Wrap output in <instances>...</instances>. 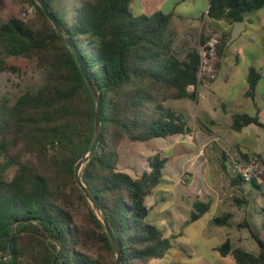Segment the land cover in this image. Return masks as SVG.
<instances>
[{"label": "trees", "instance_id": "trees-1", "mask_svg": "<svg viewBox=\"0 0 264 264\" xmlns=\"http://www.w3.org/2000/svg\"><path fill=\"white\" fill-rule=\"evenodd\" d=\"M23 1L35 7L32 16L0 22V71L12 67L8 58L23 57L46 74L42 85L25 89L14 102L0 96L5 157L0 161V264H54L55 259V264H116L103 222L75 180V164L94 140L95 95L74 52L42 7L35 0ZM46 2L102 96L101 139L83 169L84 181L108 216L124 264H171L173 245L182 233L175 230L172 216L171 229L153 221L148 201L164 180L167 157L159 151L147 154L141 146L153 138L193 133L184 115L167 102L196 99L199 50L178 54L168 34L171 15L162 10L136 15L131 0ZM5 5L6 0H0V10ZM262 7L264 0H209L205 16L219 34L216 68L233 29L225 30L222 23L234 25ZM207 38L202 32L201 42ZM262 76V70L250 67L248 96H254ZM250 123L264 127L258 116L232 115L236 131ZM167 193L163 199L173 195ZM235 199L241 204L245 197ZM210 208V201L196 200L192 221ZM262 210L255 208L259 221L245 217L236 222L233 212L212 217L216 225L247 229L258 245L251 251L229 237L217 245L235 264H264Z\"/></svg>", "mask_w": 264, "mask_h": 264}, {"label": "crops", "instance_id": "crops-1", "mask_svg": "<svg viewBox=\"0 0 264 264\" xmlns=\"http://www.w3.org/2000/svg\"><path fill=\"white\" fill-rule=\"evenodd\" d=\"M156 10L161 9L155 8L154 11ZM154 11L150 12L153 13ZM181 12L174 11L171 13L168 34L174 40L173 45L175 51L178 52L176 44L179 43L180 46L183 47L181 51H184L183 54H185L189 49L196 47L198 43L200 44L202 32L205 37H209L213 33V27L211 26V21L208 18L206 19V12L204 11H201L200 14V17L202 18L201 25H196L195 21L191 19L185 20L181 15ZM244 22L246 27L242 29L239 36L242 35L243 31L249 30V32L241 46L252 45L251 47H247L249 50L245 48V51L247 50L245 55H250L256 60V62L248 65L245 63L240 80H238L236 73H230L226 76L225 81L228 84V92L226 95L217 92V86L220 83L217 81V78L213 81H205L203 83L206 88L212 90L211 93L213 95H216L214 99L217 102L213 103L212 111L207 110L206 107L201 105L203 101L199 89L200 85L196 88L197 97L193 100L197 107H199V111L206 112L209 124L201 123L198 115H196V118L191 116V120L197 126V128H194L188 124L193 129L192 134H178L165 137L170 138V141L163 143L161 147L153 145V147L150 148L147 144L141 146L147 151V154H153L159 151L163 156H166L167 159L172 158V156L176 155L181 149H184L186 153L193 152L188 158V165L190 168L192 167V169L189 168L185 171L181 180L182 183H186L195 178L194 172L196 171L197 175H200V178L203 181H201L202 183L198 186H193L195 192L202 195L201 197L198 195L197 200L210 201V210H213V212H220L227 207L231 208L226 212H233V220L236 222L238 217L239 220H243L245 217L255 219L256 217L254 216L257 214L255 208L263 209L262 211L264 212V201L252 197V192L254 194L256 190L264 197V183H259V186L256 187L252 183L243 181L237 169V164L239 162L241 163L245 158H251L253 155L259 156L264 162V127L257 123H250L244 126L240 131H236L231 127L232 115L235 113H248L252 116H258L259 120L264 125V7L247 13L244 17ZM222 24H224L225 30L234 27V25L228 23ZM242 47L240 49H242ZM240 49L236 50V52L239 53ZM238 57L239 56H236V58ZM250 67H255L263 72V76L257 85L254 96H248L246 94L248 90V72ZM189 89L194 90L195 88L189 87ZM186 105L187 104H185L184 107H180L181 109L176 106L171 108L182 113L183 109H186ZM192 142L194 143V148L187 150L186 145ZM207 148L213 151V157H219L221 161V166L214 170V173L217 175H213V173L210 174V166L206 159ZM218 152H220V156L218 155ZM249 185H251V188ZM158 190L165 189H157L154 191L148 197V201H150V197H153L155 192L158 193ZM165 191L170 192L168 190ZM241 195L245 197V200L240 204L235 198ZM192 200L193 198L190 197L188 200V208L184 206V201L180 202V204L182 203L180 206L183 210V213L180 215L177 214L176 216L172 211H167V214L172 216L174 222L185 221L190 211L189 208L191 206L193 208L195 201L193 202ZM150 204L153 206V211L158 209L155 207L154 203L150 202ZM158 210L155 211L157 216L154 220L160 219L159 215L161 212H158ZM191 212L192 210L190 213ZM162 214L163 216H166L165 213ZM260 219L261 218L259 217V219L255 220ZM230 228L233 229L236 227ZM175 230L178 231L176 228ZM247 234V238L244 237L245 241L250 239L249 233ZM232 243L234 245L246 246L243 242L240 243L237 241V243Z\"/></svg>", "mask_w": 264, "mask_h": 264}, {"label": "rangeland", "instance_id": "rangeland-1", "mask_svg": "<svg viewBox=\"0 0 264 264\" xmlns=\"http://www.w3.org/2000/svg\"><path fill=\"white\" fill-rule=\"evenodd\" d=\"M209 0H131L130 9L136 15L140 14H150V11L154 9H161L167 14H170L174 11L181 12V15L185 20L191 19L195 21L196 25H201L202 18L200 17L201 11L206 12L208 7ZM35 12V7L32 4L25 3L23 0H6V5L3 9L0 10V22L7 20L12 16H18L22 18H28L32 16ZM249 30L243 31L242 35L234 39L230 44L227 43L224 50V54L220 58V66L217 70V81L220 82L217 86V92L223 93L226 95L228 92V84L225 81V78L230 73H236L238 80H240L245 63L251 64L256 62V60L250 55H245L247 47L252 45L241 46L243 40L248 34ZM199 43L196 45L198 48ZM242 47V49H240ZM178 49V54L183 55L184 51L180 44H176ZM245 48L247 50L245 51ZM240 49V52L236 50ZM236 56H239L236 58ZM8 63L10 66L8 69L0 71V96L5 95L10 98L11 102H14L17 96L27 88L36 89L38 86L44 83L46 71L43 68H38L35 62H32L26 58L19 57H10L8 58ZM237 84V83H232ZM201 105L206 107L207 110H213V103L217 102L211 93L210 88H206L204 84L200 85ZM182 114L184 115L185 120L189 125L194 128L197 126L191 120V116L196 118L198 115L201 123L209 124L207 120V114L204 111H199L195 101L193 99H180V100H169L167 105L170 107H184ZM181 109V108H180ZM167 141H170V138H153L148 141L146 144L148 147L152 148L153 145L161 147V145ZM187 150L194 148V143L187 144ZM193 152H185L184 149H181L176 155H173L172 158H168L164 171V180L162 181L157 189H165L173 193L172 196L163 199L168 193H157L153 194V197H150V202L155 204V207L158 209L151 212L150 218L153 221L158 222L160 225L171 229L169 225L170 216L167 214V211H172L174 215L177 216L183 213L180 202H185V207L188 208L189 198H193V202L198 199V193L194 190V185L198 186L203 181L200 178V175H197L195 171V178L186 183H182V178L187 169H189L188 158ZM213 151L207 148L206 159L208 165L210 166V174L217 175L214 173V170L221 166V161L219 157L212 156ZM220 156V152H218ZM128 156L131 157L130 152ZM4 153L0 147V161L4 160ZM192 169V167L190 168ZM202 181V182H201ZM190 182V183H189ZM251 188V185H249ZM255 191L254 189H252ZM200 197L202 195H199ZM252 197L263 200L264 197L259 191H255ZM236 207V206H235ZM234 207V209H235ZM190 211L193 210L192 206L189 208ZM231 208H224L220 212H213L209 210L199 219L192 221L191 213L189 211L188 217L183 222H174V227L182 233L178 241L174 243L172 248V254L170 255V263L175 264L177 262L188 263V264H235L234 258L230 255L223 256L220 251L216 249V246L225 241L227 237H230L232 242L244 243L247 246V249L251 251H257V243L250 237L248 241H245L246 236H248V230L245 231L239 230L236 228H230L228 226H219L212 221L213 215H222L224 212L230 210ZM160 211L161 214L159 220H154L157 216L155 211ZM162 213H165L166 216H163ZM261 214L256 215L255 219H259ZM158 219V218H157ZM239 220V217L237 218ZM259 221V220H256ZM247 238V237H246ZM245 246V247H246Z\"/></svg>", "mask_w": 264, "mask_h": 264}, {"label": "water", "instance_id": "water-1", "mask_svg": "<svg viewBox=\"0 0 264 264\" xmlns=\"http://www.w3.org/2000/svg\"><path fill=\"white\" fill-rule=\"evenodd\" d=\"M44 10L46 16L53 22L57 30L59 31L60 35L64 38V40L67 42L69 47L72 49L74 52L81 69L83 70L85 79L87 83L89 84L90 88L92 89L96 101H97V107H96V115H95V135H94V140L91 145V147L88 149V151L83 154L80 159L76 162L75 164V180L77 184L80 186L81 190L84 192L87 200L91 204L92 208L95 210L97 213L98 217L101 219L103 222V225L106 229V232L109 235V238L111 239L114 250H115V262L116 264H124L123 256H122V247L121 244L116 237L113 227L109 222L108 216L105 214L103 211L99 200L97 196L94 194L92 189L86 184L83 178V169L86 166L87 162L95 155L97 151L98 144L101 139V132H102V117H103V101H102V96L99 92V88L97 84L95 83L92 74L90 73L80 51L76 47L75 43L73 40L70 38L68 32L65 30L64 26L61 24V22L57 19L55 14L51 11L48 3L46 0H35ZM245 22L240 21L236 22L234 24V27L231 32V36L229 37L227 43L230 44L234 39L238 38L239 35L241 34L242 29H244ZM13 239L14 236L11 239L10 242V248L12 249L13 247ZM56 262V259L54 260V264Z\"/></svg>", "mask_w": 264, "mask_h": 264}, {"label": "built area", "instance_id": "built-area-1", "mask_svg": "<svg viewBox=\"0 0 264 264\" xmlns=\"http://www.w3.org/2000/svg\"><path fill=\"white\" fill-rule=\"evenodd\" d=\"M207 12V10H206ZM219 43V34L212 33L205 42H200L198 46L200 54V66L198 71V86L205 81H213L217 78V46ZM195 88V86H190ZM237 169L241 178L248 183H264V162L257 155L239 162Z\"/></svg>", "mask_w": 264, "mask_h": 264}]
</instances>
